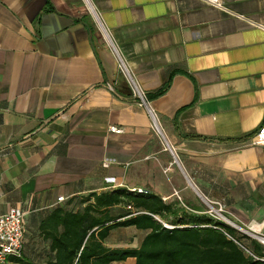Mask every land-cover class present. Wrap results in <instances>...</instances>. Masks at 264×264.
I'll list each match as a JSON object with an SVG mask.
<instances>
[{
    "label": "crops",
    "instance_id": "1",
    "mask_svg": "<svg viewBox=\"0 0 264 264\" xmlns=\"http://www.w3.org/2000/svg\"><path fill=\"white\" fill-rule=\"evenodd\" d=\"M93 12L176 148L183 177ZM263 125L264 0H0V215L22 210L24 257L34 262L49 256L41 221L104 189L157 194L179 212L163 220L184 224L199 193L264 234V147L246 145ZM120 231L135 237L124 246L141 240L135 229ZM115 235L108 248L123 246Z\"/></svg>",
    "mask_w": 264,
    "mask_h": 264
},
{
    "label": "trees",
    "instance_id": "2",
    "mask_svg": "<svg viewBox=\"0 0 264 264\" xmlns=\"http://www.w3.org/2000/svg\"><path fill=\"white\" fill-rule=\"evenodd\" d=\"M163 92L158 91L154 97ZM77 205L78 208L71 209L56 207L41 221V239L49 243L45 264H116L128 259H134V264H264L246 256L225 234L258 258H264L260 244L248 236H237L234 229L206 216L199 207L195 208L196 215L184 224L165 222L163 214L177 217L178 210L147 191L139 194L127 189H106L88 194ZM135 212L140 213L133 215ZM162 223L174 228L166 229ZM193 225L213 227H187ZM130 228L142 233L136 247L112 249L105 245L112 232ZM134 241L132 238L130 243ZM10 261L40 264L24 257V248L21 258Z\"/></svg>",
    "mask_w": 264,
    "mask_h": 264
},
{
    "label": "built area",
    "instance_id": "3",
    "mask_svg": "<svg viewBox=\"0 0 264 264\" xmlns=\"http://www.w3.org/2000/svg\"><path fill=\"white\" fill-rule=\"evenodd\" d=\"M206 4H215V0H204ZM93 20L97 26V29L99 30L102 38L111 46L114 53L119 58V69L121 73L125 76V78L128 81L129 87L131 88V91L136 98V100L139 102V105L141 107L145 106L147 109V116L150 120V128L151 131L154 133V135H159L164 137L165 134L160 126V123L154 114L147 106L145 102V98L143 93L138 89L136 86L131 74L129 73L125 62L120 58L118 51L114 44L111 42L109 33L107 29L103 26L100 17L93 12L92 14ZM110 132L113 133H120L122 132L121 129L116 127H110ZM166 137V136H165ZM164 137V138H165ZM246 145L250 147H264V125L259 128L257 133L249 138L246 141ZM167 150L170 152L171 156L174 158L175 162L177 158V151L176 148L171 146L169 142H166ZM109 184L114 183V180L109 179L107 180ZM106 190V189H104ZM132 193H146L145 190L137 188V189H131L129 190ZM64 201L63 198H58L57 203H62ZM207 207L209 208V211H205L204 214H209L212 218L218 221V219L213 216V213H219L218 215L222 216L221 213L224 212V206L221 203H214L208 201ZM210 204H215L218 206V208L215 210ZM128 210H131V207L127 208ZM140 212H135L133 215L139 214ZM225 213V212H224ZM23 218L24 213L19 208H13L10 209L8 212L0 215V264H15L12 261H10V258H21L23 248H24V233H23ZM223 218V217H222ZM224 219V218H223ZM230 222V221H228ZM162 225L166 229H173V226L167 225L165 223H162ZM189 228H205V227H213L211 225H193V226H187ZM248 237H250L252 240H255L260 246L264 249V234L261 233H255V232H245ZM229 239L234 241L244 252L246 256L252 257L254 260L264 261V258H258L255 256L251 250L246 247L245 245L239 243L237 240H235L233 237H231L228 234H225Z\"/></svg>",
    "mask_w": 264,
    "mask_h": 264
},
{
    "label": "rangeland",
    "instance_id": "4",
    "mask_svg": "<svg viewBox=\"0 0 264 264\" xmlns=\"http://www.w3.org/2000/svg\"><path fill=\"white\" fill-rule=\"evenodd\" d=\"M155 136H156V138L159 141L161 149H163V150H165L167 152L166 154L168 155V160H169L168 162H170V165L179 174L178 176H180V177L182 176L183 177V175L181 173V170H180V169H182V163L180 161V156H177V158H176L177 162H175L174 158L171 156L170 152L167 150V147H166V142H168L167 138L165 136H164L165 138L162 137V136H159V135H155ZM159 169H160V172L163 175V178H164L165 182L167 183L168 182L167 178H169V177H168V173H166L167 172L166 169L163 170V171H162V169L160 167H159ZM152 172H153V175L156 173L155 170H152ZM196 204H197V207L203 209L204 212L205 211H209V208L207 207V204H208L207 200L203 196H201L199 193L196 195ZM209 205H211L215 210L218 208V206L215 205V204L212 205V204L209 203ZM223 210L225 212V209H223ZM224 212L221 213L222 216L218 215L219 213L218 214L217 213H213V216H215L218 219L219 222H221V223L225 224L226 226L234 229L236 231V233H237V236H243V235L247 236L245 232H249L248 228L244 227V226H241V225H238L232 219H230L229 216H227L226 213H224ZM206 216H210V215L206 214ZM228 221H230V222H228ZM131 234H133V233L132 232L129 233V232H126V231L125 232L117 231L116 235H115V238H114L116 243H117L116 245L122 244L123 246H121V247L130 246L129 245V239L131 237L135 238L134 235H131ZM124 245H128V246H124ZM117 264H129V261L126 262V263H117Z\"/></svg>",
    "mask_w": 264,
    "mask_h": 264
}]
</instances>
